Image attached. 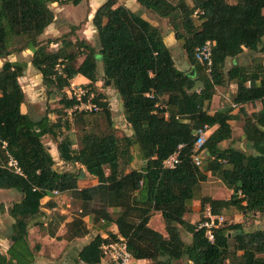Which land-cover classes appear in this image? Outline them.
I'll return each mask as SVG.
<instances>
[{
    "label": "trees",
    "instance_id": "16d2710c",
    "mask_svg": "<svg viewBox=\"0 0 264 264\" xmlns=\"http://www.w3.org/2000/svg\"><path fill=\"white\" fill-rule=\"evenodd\" d=\"M83 1L0 0V190L19 195L5 210L14 240L0 253V264H33L26 242L29 222L39 217L40 201L52 191L69 193L79 211L65 223L58 214L56 219L42 217L36 224L48 237L55 238L61 222L65 241L88 234L85 219L115 226V233L95 235L82 246L74 264H99L100 245L116 237L125 241L132 262L264 264V230L247 231L243 221H224L212 230L210 243L197 229L202 218L196 223L184 218L192 202L198 203L199 214L208 209L211 215H264V0H135L166 22L192 72L176 68L157 27L116 0H106L92 15L96 45L77 38L39 40L53 21L49 5ZM195 11L201 13L196 19ZM205 42L212 44L209 67L195 55ZM23 51L30 52L29 65L46 93L58 99L53 121L47 113L33 119L20 112L24 93L18 79L26 64L7 58ZM243 53L252 57L241 65L237 58ZM97 62L103 84L120 102L128 136L115 135L110 103L96 86ZM76 76L87 81L82 87L92 94L96 112L67 113L76 101L65 90ZM229 85L235 87L231 108L236 113L213 110L215 89ZM255 103L258 109L246 110ZM236 120L246 150L220 146L231 139ZM71 126L77 127V148L64 133ZM203 129L208 135L196 167L191 161L194 133ZM44 137L54 143L62 165L80 166L96 184L78 188L81 175L55 170ZM133 150L143 162L139 169L130 168ZM175 151L178 163L163 168V160ZM208 177L230 192L227 199L201 194ZM47 206L54 208V203ZM153 213L159 214L164 235L148 226ZM181 230L188 241L182 240Z\"/></svg>",
    "mask_w": 264,
    "mask_h": 264
},
{
    "label": "rangeland",
    "instance_id": "374dc122",
    "mask_svg": "<svg viewBox=\"0 0 264 264\" xmlns=\"http://www.w3.org/2000/svg\"><path fill=\"white\" fill-rule=\"evenodd\" d=\"M75 6H57L55 4H51L48 8L51 10L54 21L51 25L46 27V32L53 33L54 29L57 32V36L55 39H66L73 40L84 39L81 37V34L75 31L80 29V25L83 24V13H86L85 4H82L81 8H74ZM148 16V14H147ZM152 19L149 22L151 25H157V28H161V34L163 35L167 44H169V49L171 56L175 62L176 68L182 71H189L190 67L185 62L180 49L177 44H172V39L167 38L166 33L168 31V27L164 20H156L155 17L148 16ZM85 20V18H84ZM51 27V28H50ZM50 28V29H49ZM49 29V30H48ZM45 30V29H44ZM48 30V31H47ZM88 41L91 45H96L95 36L90 34L89 29L87 30ZM90 34V35H89ZM174 40V39H173ZM86 41V40H85ZM264 41V37L262 38ZM175 42V41H174ZM51 50H53L51 48ZM24 53V54H23ZM23 53L17 54L15 56H10L7 58L8 61H16L27 63L29 61V57L27 56V52L23 51ZM26 55V57H25ZM246 53H243L237 58L239 64H245L248 59L251 57H247ZM254 56V55H253ZM261 59L264 63V55L261 56ZM2 61H0L1 65ZM192 72V70H190ZM102 73V68L100 62H97L96 74L99 76ZM37 77V78H36ZM35 77V71L32 69L28 73L27 76L21 81V88L24 91V106L21 107L22 111L28 114L29 117L36 119L47 113V118L53 121L56 118L55 112L60 109V105L58 104V99L56 96L52 94H47L44 88L40 83L39 77ZM101 77H98L97 88L100 92L104 93L107 97L108 102L111 105V113H112V121L114 125L115 135L120 137L121 135L127 134V129L124 127V121L121 116V111L117 106L119 101L110 88V86H105L101 80ZM234 92V87L232 85L225 86L222 88H216L214 91V96L212 98V108H230L231 112L236 113V108H231V97ZM259 103H255L254 106L247 105L246 110L252 111L259 108ZM68 115L63 116L64 119H68ZM71 117V116H70ZM71 119V118H70ZM68 119V123L71 122ZM97 125H102L101 122L96 119ZM232 133L237 136L240 135V127L241 121L236 120L231 123ZM210 132V131H209ZM67 135L70 137L72 143L74 144V148H77V140H78V131L77 127L71 126L69 127V131H66ZM42 143L47 148L49 154L52 159H54L53 168L57 171L61 172H73L79 175L83 174L84 176L79 178L78 188H83L87 186H91L93 184V178L86 175L83 169L78 165H61V162L57 159L55 145L52 141L48 139V137H44L42 139ZM236 148L241 150H246V144L240 138L238 143L235 145ZM136 151H133V155L135 158L139 160ZM133 156V157H134ZM139 165V164H138ZM137 165V168L139 167ZM200 192L202 195H214L217 199H227L229 197V192L222 186V184L216 178H208L205 183L201 184ZM19 199V195L14 191H4L0 190V253L3 254L5 250L9 247L11 240L9 238L11 234L10 223L11 219L7 216L5 210L10 206V204ZM54 208H52L51 212L47 214L48 217H52L54 219L57 218V214L64 217L63 223L69 221L72 217L76 216L79 207L78 203L74 201L69 193L64 195H60L58 198L54 199ZM42 207L46 208L47 203ZM44 209H41V214L39 217L30 220L29 229L27 231L26 242L30 250H32L34 255L33 264H74L76 259V254L79 249L89 242L95 235H100L101 237H107L108 233H111L109 229H114L113 225H105L104 223H96L94 225L91 224L89 219H85L86 225L88 227V234L83 238L74 239L72 241H65L61 239V236L64 234L63 223H59L55 238L48 237L44 231L39 228V225L36 223L40 222L42 219V215L44 214ZM223 217L226 223H238L240 221V214L236 211L230 212V214H223ZM186 221L190 223H196L202 218V214L196 213H188L184 215ZM69 219V220H68ZM244 226L247 231L253 229H262L264 230V215L259 216H246L242 218ZM161 225L162 222L160 217L153 213L151 216L150 227L155 229L157 226ZM160 233H164L162 228L159 231ZM181 238L184 241H188V235L181 230ZM133 264V263H132ZM136 264H146V263H136ZM175 264H187L185 261H179Z\"/></svg>",
    "mask_w": 264,
    "mask_h": 264
},
{
    "label": "built area",
    "instance_id": "2783aa9c",
    "mask_svg": "<svg viewBox=\"0 0 264 264\" xmlns=\"http://www.w3.org/2000/svg\"><path fill=\"white\" fill-rule=\"evenodd\" d=\"M201 13L195 11L192 14L194 19ZM212 44L205 42L201 47L195 49V55L199 60L204 61L206 66L210 65V50ZM208 68L206 69V71ZM65 94L69 98H73L76 103L71 109L67 110V113L71 112H96L97 105L92 102V94L88 93V90L82 86L69 85L65 90ZM87 96L83 101L82 97ZM151 97L150 95H147ZM264 102V100H263ZM208 135V130H198L194 133L195 142L193 145V151L191 155V161L194 166L199 167L202 160V145ZM181 146H178L179 149ZM178 163V152L175 151L169 157L162 162V167L165 169H171ZM12 166L14 162L10 161ZM60 195L57 191H52L49 197L53 199L58 198ZM225 221L222 215H211L208 209H205L202 213V220L197 224V229L204 230V237L211 243L212 242V230L219 227ZM101 253L102 264H131V255L126 249L125 241L121 237H116L114 240L107 243H102L99 247Z\"/></svg>",
    "mask_w": 264,
    "mask_h": 264
},
{
    "label": "crops",
    "instance_id": "0c3cea01",
    "mask_svg": "<svg viewBox=\"0 0 264 264\" xmlns=\"http://www.w3.org/2000/svg\"><path fill=\"white\" fill-rule=\"evenodd\" d=\"M106 0H84L83 2H81L79 5H77V6H75L74 8H81V6H82V4H85V10H86V13L84 14L83 13V16H82V20H83V24H81L80 25V29L79 30H77V31H75L76 33H80L81 34V37L82 38H84V40H86L87 42H89L88 41V37H87V34H88V29H89V31H90V34H93L94 36H95V31H94V29H93V27H92V25H91V18H92V15H93V13H94V11L96 10V8L97 7H99L103 2H105ZM116 2L117 3H119V4H122V5H124L129 11H131L132 13H135V14H138L140 17H142V18H144V19H146L148 22H151L152 21V19H150L148 16H151L152 18H153V15H151L149 12H147V11H145L142 7H140L136 2H135V0H116ZM262 13L264 14V9L262 10ZM147 14H148V16H147ZM84 18H85V20H84ZM156 20H159V19H156ZM53 21H54V17H53ZM52 21V22H53ZM52 24V23H51ZM50 24V25H51ZM48 27V26H47ZM155 27H157V25L155 24ZM51 28V27H50ZM49 28V29H50ZM48 29V30H49ZM55 29H57V28H55ZM54 29V32L53 33H47L46 32V28H45V30L43 31V33L40 35V37H39V40H47V39H54V38H56V34H57V32H56V30ZM47 30V31H48ZM159 30L161 31V28H159ZM161 33V32H160ZM166 33V37L167 38H171L172 39V44H175V42H174V40H173V36H172V33L168 30L167 32H165ZM89 34V35H90ZM162 35V34H161ZM162 39H163V42H164V44L166 45V47H169V44H167L166 43V41H165V39H164V37H163V35H162ZM263 43H264V41H262ZM60 45H59V42L58 43H56L55 45H50V49L52 48V49H57L58 47H59ZM25 52H27V56L29 57V55H30V52L29 51H25ZM23 53V52H22ZM24 54V53H23ZM25 57H26V55H25ZM13 61H16V59H14ZM30 70H32V68L30 67V65H29V62H27L26 63V69H25V71H24V73H23V76L22 77H20L19 79H18V83H19V85L21 86V81L25 78V76H27L28 75V73L30 72ZM36 76H38L37 75V73L35 72V77ZM39 77V76H38ZM98 77H101V74L98 76ZM37 78V77H36ZM38 79H40V78H38ZM87 83V81L83 78V77H81V76H76L75 78H73L72 80H71V82H70V84L71 85H75V86H82V85H84V84H86ZM96 86H97V83H96ZM234 87V86H233ZM234 91H235V87H234ZM23 93H24V91H23ZM234 93V92H233ZM232 93V94H233ZM24 106V104H22L21 106H20V112L21 113H23V114H26L25 112H23L22 111V109H21V107H23ZM111 106V105H110ZM118 107H119V110L121 111V107H120V102L118 103V105H117ZM211 108H212V102H211ZM213 109V108H212ZM112 110V109H111ZM213 110H223V108H217V109H213ZM231 113H234V112H231ZM28 115V114H27ZM114 126V125H113ZM124 127L127 129V134H126V136H128V135H130V129L126 126V124L124 123ZM115 128V127H114ZM240 135H237V136H235L233 133L231 134V139L229 140V141H226V142H222L221 144H220V146L222 147V148H226V147H228V146H232V147H234V148H236L235 147V145L238 143V140H239V138L243 141V142H245L244 141V139L242 138V135H241V131H240V133H239ZM241 150V149H240ZM134 151V150H133ZM136 151V150H135ZM136 154H137V156H138V158H139V154H138V152L136 151L135 152ZM132 156H134L133 155V152H132ZM136 156H134L133 157V159H132V164H131V169H139V167L143 164V162L140 160V158H139V160H137L136 158H135ZM54 160V159H53ZM139 164V165H138ZM62 165V164H61ZM137 165L139 166L138 168H137ZM85 173V172H84ZM86 174V173H85ZM87 175V174H86ZM84 175L83 174H81V177H83ZM208 178H211V177H208ZM207 181V180H206ZM205 181V182H206ZM204 182V183H205ZM96 184V181H95V179L93 180V184L91 185V186H93V185H95ZM228 191V190H227ZM229 192V191H228ZM66 194V193H65ZM229 194H230V192H229ZM62 195H64V194H62ZM206 196H208V195H206ZM209 197H211V198H213V199H217V198H215V196L214 195H210L209 194ZM54 199L52 198V197H44L43 199H41V201H40V203H41V205L43 206V205H45L46 203H48L49 201H51L52 203H54V201H53ZM55 204V203H54ZM42 210L44 209V211H45V215L43 216V217H46V218H49L48 216H47V214H49L50 212H51V210H52V208L50 209V208H48V206L46 207V208H44V207H42L41 208ZM191 213H196V214H198L199 213V205H198V203L197 202H192L191 203ZM158 216H159V214L158 213H156ZM186 215V214H185ZM160 217V216H159ZM240 221H238L239 223L240 222H242V216L240 215ZM69 220V219H68ZM12 221V220H11ZM150 222H151V218H150V220H149V223H148V226L150 227ZM10 224H12V222L10 223ZM111 225H113V224H111ZM113 227H114V229H109V231L111 232V233H115V226L113 225ZM151 228V227H150ZM161 228H162V230H163V226H161V225H159V226H157L155 229H153L154 231H156V232H158V233H160L159 231L161 230ZM253 230H260V229H253ZM164 232V231H163ZM160 234H162V235H164V233H160ZM102 238H106V237H102ZM88 243V242H87ZM86 243V244H87ZM85 245V244H84ZM83 245V246H84ZM80 250V249H79ZM136 264V263H146L145 261H136V262H131V264ZM99 264H102V261L99 263Z\"/></svg>",
    "mask_w": 264,
    "mask_h": 264
},
{
    "label": "water",
    "instance_id": "95a60500",
    "mask_svg": "<svg viewBox=\"0 0 264 264\" xmlns=\"http://www.w3.org/2000/svg\"><path fill=\"white\" fill-rule=\"evenodd\" d=\"M106 85H108L109 84V82L108 81H106V83H105ZM11 240H14V237H11Z\"/></svg>",
    "mask_w": 264,
    "mask_h": 264
}]
</instances>
